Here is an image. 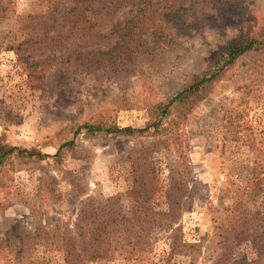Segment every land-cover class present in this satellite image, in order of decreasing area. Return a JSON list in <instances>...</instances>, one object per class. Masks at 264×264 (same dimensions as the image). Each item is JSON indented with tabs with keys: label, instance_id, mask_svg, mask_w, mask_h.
Here are the masks:
<instances>
[{
	"label": "rangeland",
	"instance_id": "1",
	"mask_svg": "<svg viewBox=\"0 0 264 264\" xmlns=\"http://www.w3.org/2000/svg\"><path fill=\"white\" fill-rule=\"evenodd\" d=\"M238 1L241 9L220 19L217 27L166 51L152 89H143L138 78L96 82L85 74L64 86L56 63L44 71L34 70L24 57L2 45L0 145L35 149L49 157L40 161L11 159L0 176V243L18 244V235L41 227L46 232L65 224L71 228L89 198L99 200L131 189L133 162L141 159L143 152L150 156L151 174L157 182L150 201L155 210L167 211L165 196L174 187L170 175L173 168L179 169L177 180L183 178L184 186L174 194L182 205L175 208L178 219L173 228H179L184 242L200 245L199 257L191 263L188 257L173 252L169 243L177 232L160 230L152 236L151 246L130 260L125 259L129 257L125 250L130 249L126 248L114 259L101 256L84 259L83 264H214L217 260L218 264H230L239 253H244L248 262L256 259L264 264V173H253V152L245 142L230 139L225 128L228 120L237 118L249 128L244 132L248 138L264 147V68L259 66V57H240L184 123H175L180 109L173 107L157 130L150 127L135 136L106 131L115 126L147 127L152 121L147 104L173 97L189 78L203 71L222 46L264 23V0ZM14 2L17 15L41 11L36 0ZM16 27L14 22L4 26L0 37L10 38ZM86 124L102 130L91 135L82 129L74 134L78 126ZM172 132L177 142L171 141ZM165 138L169 147L159 144L158 140ZM76 185L79 190L73 189ZM245 207L259 214L255 221L261 225L260 240L252 243L235 233V239L228 241L226 224L234 219L225 224L226 216L232 209L241 212ZM226 247L231 258L223 257ZM12 251L0 252V264H13L14 260L78 264L75 255L47 252L40 246L31 253Z\"/></svg>",
	"mask_w": 264,
	"mask_h": 264
},
{
	"label": "trees",
	"instance_id": "2",
	"mask_svg": "<svg viewBox=\"0 0 264 264\" xmlns=\"http://www.w3.org/2000/svg\"><path fill=\"white\" fill-rule=\"evenodd\" d=\"M41 11L25 16L17 15L14 0H0V29L15 23L16 32L10 38L0 37V48L13 50L34 70L58 65L60 83L64 86L77 75L85 74L96 82L110 79L122 83L138 78L143 89H152L155 73L163 66L167 50L180 47L184 42L195 40L205 30L217 27L221 20L231 16L241 8L238 0H36ZM220 14V16H218ZM221 19V20H220ZM259 57V66L264 68V23L253 27L236 39L222 46L210 59L203 71L188 79L183 88L173 97L147 104L151 120L147 127L109 128V133L135 136L157 127L169 118L176 107L175 123H184L188 114L209 96L213 85L231 69L237 60L245 55ZM242 127V128H241ZM225 128L230 139L246 143L253 152L254 170L258 175L264 173V147L248 138L244 132L249 128L235 121L226 122ZM82 129L93 135L102 128L88 124L77 127L74 134ZM157 132V131H155ZM172 132L171 141H176ZM228 138V136H225ZM243 138H248L243 140ZM229 139V138H228ZM162 147H169L167 138L158 140ZM72 144V141L68 142ZM158 147V146H157ZM144 149V148H143ZM156 149V148H155ZM134 160V180L130 190L102 199L89 198L78 211L76 222L71 228L66 224L44 231V227L18 235V244L3 245L4 250L31 253L40 246L47 252L63 251L69 256H77L78 264L84 259L107 257L116 258L117 252L132 255L145 250L152 244L156 231L173 230L177 232L169 247L178 255L188 257L195 263L199 257V244L188 243L180 237L179 228L174 229L178 214L176 206H181L180 197L175 191L184 186L183 178L177 180L179 169L171 172L174 187L166 195L167 211L155 210L150 206L152 195L156 193L157 182L148 162L147 153ZM180 157L182 154L179 155ZM49 157L35 149L0 145V176L11 159H32L36 161ZM11 160V161H10ZM74 186V190L79 188ZM174 197V198H173ZM186 203V202H185ZM259 214L248 207L241 212L231 210L233 220L226 224L228 241L235 239V233L246 236L252 243L260 240L261 225H257ZM254 216L256 218H254ZM234 227V229H233ZM263 227V226H262ZM232 228V229H228ZM232 243V242H231ZM31 250V251H30ZM259 252V250H258ZM104 253V255L102 254ZM121 255V254H120ZM227 247L224 256H228ZM260 255V253H259ZM232 255L228 256L231 258ZM246 255L239 253L232 257L230 264H258L256 259L248 262ZM76 260V261H77ZM217 260L214 264H218ZM13 264H23L14 260Z\"/></svg>",
	"mask_w": 264,
	"mask_h": 264
}]
</instances>
